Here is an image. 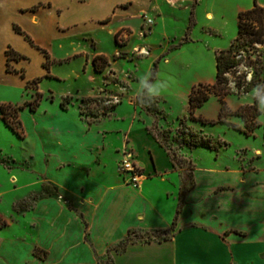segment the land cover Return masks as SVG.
<instances>
[{"label": "crops", "instance_id": "0c3cea01", "mask_svg": "<svg viewBox=\"0 0 264 264\" xmlns=\"http://www.w3.org/2000/svg\"><path fill=\"white\" fill-rule=\"evenodd\" d=\"M189 1L188 28L178 40L179 49L195 42L201 2L198 0L194 6V0ZM256 1L264 6L260 0ZM182 2L0 0L3 68L9 47L29 60L30 56L36 57L38 68L34 72L31 71L34 64L29 60L15 63L17 69H26L25 81L42 77L60 80L62 77L53 67L79 59V72L71 76L80 84L71 93L91 97L104 87L101 75L115 67L99 50L100 44L107 39L117 46L116 35L123 28L136 30L138 16L143 13L156 17L154 36L158 21L164 24L167 13L176 18L175 13L184 8ZM244 10L239 8L237 14ZM192 14L195 24L189 28ZM203 18V29L213 30L216 14L206 11ZM17 27L35 46L16 31ZM166 37L168 41L171 39L168 34ZM39 49L47 50L51 59L49 69L45 68L47 59ZM97 56L109 60L108 69L102 73L94 67ZM167 62L168 59L161 61L159 68ZM151 65L152 62L149 70ZM81 70L85 73L81 74ZM5 74L18 78L17 74ZM150 86L146 94L165 101L166 95L156 94L153 85ZM192 89L188 91V102ZM58 104L54 102L47 109L40 101L36 112L23 116V121L29 124L26 132L25 121L22 122L25 139L31 143L32 169L27 171L34 177V187L11 204L9 215L0 213L5 223L0 229V264H95L110 247L125 239L130 230L171 231L172 237L161 242L130 244L125 252H113L114 264H264V167L226 164L221 149L209 162L210 151L200 153L207 148L190 149L193 185L184 196L174 225L186 175L151 131L152 117L131 100L113 107L109 116L89 125ZM124 104L133 113L118 115ZM188 110L191 111L190 105ZM194 117L210 120L198 110ZM196 122L194 119L193 123ZM188 125L209 137L203 129L190 122ZM124 149L134 152L144 176L138 189L119 174ZM194 154L209 163L199 165ZM0 169L6 173L9 189L16 192L24 189L19 172L1 166ZM44 185L50 186L52 192H46ZM29 198H34L30 206L20 205ZM36 248L46 253H41L44 259L35 255Z\"/></svg>", "mask_w": 264, "mask_h": 264}, {"label": "rangeland", "instance_id": "374dc122", "mask_svg": "<svg viewBox=\"0 0 264 264\" xmlns=\"http://www.w3.org/2000/svg\"><path fill=\"white\" fill-rule=\"evenodd\" d=\"M199 1L201 4L198 6L197 13L198 26L193 36L195 42L186 43L180 49L178 40L186 35L188 28L189 0H183L182 6L184 8L175 13L176 18L173 14L167 13L164 16V24L160 20L158 21L159 24L154 36L152 35L153 28L156 25V17L150 13H143L138 16L139 23L136 30L131 28L121 30L117 39V46L113 41L105 39L100 44L99 50L108 56L110 66L115 67L109 69L110 71L108 70L106 75H101L104 77V87L91 97L77 95L75 92L71 93L80 84L71 76V74L79 72V59L53 67V70L62 79L53 80L42 77L38 83H34L33 80L25 81L27 77L26 69H17L15 65L19 61H28V57L23 55L24 59L12 60L8 65L6 61L3 68L4 62L0 50V106L2 104L14 107L23 106L26 102L34 101L39 92L42 93L40 101L43 103V107L47 108L54 102L59 103L60 106L61 101L67 95L70 99L66 103V111L74 115L77 114L79 119L92 125L109 116L113 107L125 101L131 103V100H134L138 107L152 117L151 131L155 133L170 154L176 156V162L185 172V181L188 186L191 183L190 177L193 169L192 159L189 156V150L192 148L188 145L191 140L208 138L214 143L213 153H210L212 151L208 148L206 151L200 150V153L210 151L209 162H211V159H215L212 155L216 156L217 150L221 149V154L225 155V157H222V161L226 164H239L248 168L264 167L263 126L257 127L253 135L247 136L232 126L244 127L241 116L230 115L226 117L225 122H218L222 104L219 96L215 95L212 89L217 83L215 55L222 50L232 48V54L239 61V65L226 76L228 95L224 97V101L233 112H236L242 106L254 103L256 89L252 80L257 62L262 59L260 55L264 51V46L250 48L239 43L232 46V42L236 39L238 33L237 10L239 8L251 9L254 6V0ZM260 2L264 3V0H260ZM206 11H212L216 14L213 30L203 29L205 26L203 16ZM147 19L153 20L150 31L146 24ZM208 20H212V16ZM133 22L131 20L132 24ZM167 34L171 38L169 41L166 37ZM188 38H190V34H188ZM39 51L45 58L50 57L47 50H44L46 54L40 49ZM166 59H168L167 64L159 68V63ZM29 61L34 64L31 71H36L38 68L35 65L36 57L30 56ZM156 61H158L157 66L154 64ZM115 62H118V64ZM150 62L153 65L149 70ZM50 63L51 59L49 65ZM99 64L103 65L104 63L99 60ZM7 69H9V72ZM153 70L156 72V77L151 83L153 85L152 89L158 95H166L165 101H158L146 94V92H149L151 84L146 89L144 81L148 77L149 81ZM83 72L85 73V70H81L80 73ZM5 73L7 75L17 74L18 78L6 76ZM22 74L25 78H22ZM207 81H215V83ZM29 82L30 84L27 86ZM201 84L211 88L210 98L201 108L196 110L204 117L216 121V123H203L199 120L200 117H195L197 122L193 123L194 119L192 120L189 115L191 113L188 110V91L192 88H198ZM136 93L138 95H135ZM28 112L30 116L33 114L26 108L20 112L19 120L11 117V121L15 126H18V121H25L26 132H29V124L26 120L23 121V116ZM131 113H133L132 108L124 104L117 114L128 115ZM188 122L199 129H203L209 137H205L199 131L192 130ZM257 123H263L262 115L258 117ZM194 157L198 160L199 165L209 163L206 158L195 154ZM31 158L30 141L18 137L0 118V166L6 170L19 172L20 184L24 188L21 190L19 188L17 192L9 189L10 186L7 187L6 185V173L0 169V213L9 215L11 204L22 194L33 189L34 177L29 172L32 169ZM13 181L15 182V179ZM33 199L29 198L20 205L30 206ZM2 224H4V219L0 218V225ZM145 239L146 237L142 238V240ZM110 256V259L107 254L98 257L95 264H114L113 253Z\"/></svg>", "mask_w": 264, "mask_h": 264}, {"label": "trees", "instance_id": "16d2710c", "mask_svg": "<svg viewBox=\"0 0 264 264\" xmlns=\"http://www.w3.org/2000/svg\"><path fill=\"white\" fill-rule=\"evenodd\" d=\"M198 0H194V6L197 4ZM194 8V7H193ZM195 24L194 16L192 14L191 16V24L189 28H192ZM16 31L18 33H21L25 36V38L34 45L31 38L23 33L18 27L16 28ZM118 39V34L116 35V41ZM118 43V42H117ZM236 43L246 45L250 48H254L256 46H264V6H261L258 4L256 0H254V6L249 10L241 11L238 14V33L237 37L232 43V46H235ZM42 52L46 54V52L42 49H40ZM232 48L228 50H222L216 55V67H217V83L212 87L214 90V94L219 96L222 109L221 113L218 118V122H225L226 117L230 115H238L243 118L244 121V127L241 128L238 125H232L234 128L238 129L239 131L245 133L247 136L253 135L255 129L259 126H263L264 128V51L260 55L262 59L257 62V67L254 71L253 76V86L256 89V95L254 98V103L252 105L242 106L240 107L236 112L231 111L227 104L224 101V97L228 95V91L226 88L227 85V74L234 68H236L239 65V61L235 56L232 54ZM7 56V65L12 61H18L21 59H24L25 57L23 55H20L17 53L14 49L11 47L8 48L6 51ZM47 61L45 63V68L49 69V57L47 56ZM99 60L103 61V65L99 64ZM109 65V60L105 56H97L94 60V67L96 72L102 73L107 66ZM157 66V62L155 63ZM155 66V67H156ZM9 72V69H7ZM156 72L153 70V73L151 75V78L146 83V88L152 83L154 78L156 77ZM22 78H25L22 74ZM40 80L35 79L33 80L34 83H38ZM30 84V82L27 84V86ZM240 86V85H239ZM210 90L211 88L207 85H199L198 88H195L192 90L189 96V105H190V113L192 115V119H196L193 115L196 111V109L201 108L203 104L210 98ZM42 98V94L37 93V96L34 101L26 102L23 106H11V105H4L2 104L0 106V118L4 121V123L15 133L20 137L21 139L25 138V132L23 129V125L21 121H18V126H15V124L11 121V117H13L15 120H19L20 118V112L28 108L30 112H36L38 107L40 106V100ZM70 97H66L61 103L60 107L62 110H67L66 103L69 101ZM263 116V123H257V119L259 116ZM200 121L203 123H216V121L212 120H206L203 118H199ZM264 138V136H263ZM188 145L191 148L195 147H203L208 148L211 150L215 149L214 143L208 138H199L196 140H191ZM176 156L173 155V161L175 164H178L176 162ZM193 181H191L190 185L188 186L186 183L182 185L181 187V195H180V202L177 209V215L174 219L173 224L175 225L178 219V215L182 210V207L184 205V196L186 193L192 188ZM44 190L48 193H51V187L48 185H44ZM5 225H0V229ZM136 236V238H134ZM145 240H142V238H145ZM172 237L171 231H157V232H142L140 230H130L127 237L120 241L115 246H112L107 251V257L110 259L113 252L115 253H122L125 252L127 247L130 244H137V243H150L153 241H165L169 240ZM43 252L39 248L35 249V255L38 256L41 259H44L45 257L41 254Z\"/></svg>", "mask_w": 264, "mask_h": 264}, {"label": "built area", "instance_id": "2783aa9c", "mask_svg": "<svg viewBox=\"0 0 264 264\" xmlns=\"http://www.w3.org/2000/svg\"><path fill=\"white\" fill-rule=\"evenodd\" d=\"M146 24L148 30L153 25L152 19H147ZM119 174L124 178V181L135 189L141 186L143 174L135 160V154L131 149H124L122 157L118 164Z\"/></svg>", "mask_w": 264, "mask_h": 264}, {"label": "bare ground", "instance_id": "6f19581e", "mask_svg": "<svg viewBox=\"0 0 264 264\" xmlns=\"http://www.w3.org/2000/svg\"><path fill=\"white\" fill-rule=\"evenodd\" d=\"M207 18H208V19H210V18H211V16H210V15H208V16H207Z\"/></svg>", "mask_w": 264, "mask_h": 264}]
</instances>
